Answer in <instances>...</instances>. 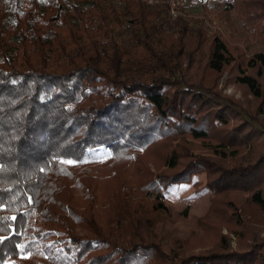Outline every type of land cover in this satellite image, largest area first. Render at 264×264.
I'll return each instance as SVG.
<instances>
[{
  "label": "trees",
  "instance_id": "trees-1",
  "mask_svg": "<svg viewBox=\"0 0 264 264\" xmlns=\"http://www.w3.org/2000/svg\"><path fill=\"white\" fill-rule=\"evenodd\" d=\"M222 1L264 42V0ZM168 17L140 0H0V264H264L257 240L234 250L221 235L179 261L159 245L177 179L208 174L206 233L224 219L240 227L248 201L232 194L264 212V120L190 75L206 33ZM243 55L216 36L207 66L215 76L235 66L264 105V52ZM194 142L215 152L195 155ZM247 146L261 153L229 164Z\"/></svg>",
  "mask_w": 264,
  "mask_h": 264
},
{
  "label": "rangeland",
  "instance_id": "rangeland-1",
  "mask_svg": "<svg viewBox=\"0 0 264 264\" xmlns=\"http://www.w3.org/2000/svg\"><path fill=\"white\" fill-rule=\"evenodd\" d=\"M140 2L142 3L141 0ZM147 8L156 10L158 7ZM222 9H224L222 0H209L207 7H204V3L201 1L189 0V6L179 15L185 21H189L193 33L203 29L209 41L204 46L202 62L199 66L190 70L192 72L190 75L194 76L193 71L198 69L203 74L206 83L211 81L210 85L214 90L229 99L240 102L244 108L256 115L258 119L264 120V105L259 106L258 99L248 89L237 83L235 66H231L230 70L228 69L219 76L216 75L218 77L216 80H214L216 76L211 73L207 66L209 44L216 36L222 37L227 42L230 49L236 52L238 60L239 56L243 54L245 59H251L255 54L264 52V42L244 29L239 13H222L218 11ZM176 19L169 18L170 22H175ZM114 36L120 43H131L129 37L119 28H116ZM186 65L187 61H185L184 67ZM248 72L257 74L252 69ZM260 81L264 86V76ZM194 144L198 147L194 150L195 155L207 157L215 152L214 149L208 148L203 142H194ZM255 151L256 153H253V149L247 146V149H241L238 153H235L234 157L228 160L229 164L235 161L244 164L255 154L259 155L261 153V149ZM151 169L155 170L153 166ZM166 170L167 168H162L159 172L162 173ZM215 197V193L208 187V174L206 172L174 180L169 189L165 190V205L168 212L161 216L155 229L158 232L159 245L167 255L179 261L190 257L192 254L197 255L212 251L215 245L220 243L219 238L221 235L229 238L228 240L234 250H237L239 246L246 245V241L251 243L257 240L259 243H264V212L252 205L247 199V195L232 194L229 198L234 201L241 198L248 201L247 206L245 205L238 210L237 216L240 227H235L231 221L224 219L219 230L214 233L203 231L200 220L205 218L211 211ZM247 227L252 230L254 239H245L241 243V239L245 237L243 231L245 232ZM233 229H236V232H233ZM80 233L83 234V231ZM177 241L182 243L181 247H179Z\"/></svg>",
  "mask_w": 264,
  "mask_h": 264
},
{
  "label": "built area",
  "instance_id": "built-area-1",
  "mask_svg": "<svg viewBox=\"0 0 264 264\" xmlns=\"http://www.w3.org/2000/svg\"><path fill=\"white\" fill-rule=\"evenodd\" d=\"M147 7L166 6L168 15L172 19H176L183 10L189 6V0H141Z\"/></svg>",
  "mask_w": 264,
  "mask_h": 264
},
{
  "label": "snow or ice",
  "instance_id": "snow-or-ice-1",
  "mask_svg": "<svg viewBox=\"0 0 264 264\" xmlns=\"http://www.w3.org/2000/svg\"><path fill=\"white\" fill-rule=\"evenodd\" d=\"M70 163V162H69Z\"/></svg>",
  "mask_w": 264,
  "mask_h": 264
}]
</instances>
